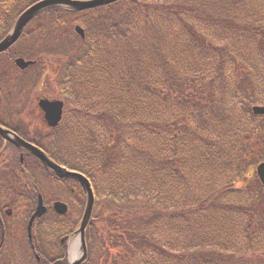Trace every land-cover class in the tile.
Segmentation results:
<instances>
[{
	"label": "trees",
	"instance_id": "16d2710c",
	"mask_svg": "<svg viewBox=\"0 0 264 264\" xmlns=\"http://www.w3.org/2000/svg\"><path fill=\"white\" fill-rule=\"evenodd\" d=\"M34 1L0 0V40ZM76 22L85 39L51 43ZM31 23L22 54L67 56L58 81L72 104L41 144L102 200L84 264H264V116L252 112L264 103V0H120L49 8ZM34 69L38 80L39 61ZM39 169L7 172L15 189L3 174L1 191L25 193L33 210ZM50 218L40 225L55 227L62 253L50 257L38 229L30 263L69 264L60 239L76 226ZM11 253L0 223V264Z\"/></svg>",
	"mask_w": 264,
	"mask_h": 264
},
{
	"label": "flooded vegetation",
	"instance_id": "af4514ba",
	"mask_svg": "<svg viewBox=\"0 0 264 264\" xmlns=\"http://www.w3.org/2000/svg\"><path fill=\"white\" fill-rule=\"evenodd\" d=\"M30 26L31 25L29 24L26 34L29 31ZM19 45L23 47L21 38L9 49L7 48L5 51L0 53V127H2L7 132L8 130H10L18 134L23 139L31 142L35 146L40 147L49 154L48 150L41 143L44 139L45 140L47 139L46 135H48V132L51 130V128L47 123L45 112L40 106L39 102L41 99H57L58 97H60L59 86H56L55 88L57 98H51L48 93L49 91H46L47 76L54 75L57 72V69L55 67H52L50 69L51 71L48 70L47 74L43 76L42 83L36 87V92L39 98L36 106H29V107L22 106L21 108H19L18 113L13 112L14 110L13 107L11 106L12 104L10 103L11 98H8V90L10 89V87H12V82H11L12 77L9 76L11 68H9L8 66H12V64L14 63L15 59L11 58V56L13 54V50L14 53L17 54ZM31 66L32 65H30L29 67H27L22 71L18 70L20 76L17 77V81H16L17 86H15V89L18 90V92H16L15 95L20 96V98L21 95H23L22 87H23V80L25 79L22 76L28 72ZM35 73H37L36 69H35ZM25 80L28 81L27 79ZM32 118L33 121L29 122ZM12 151H15V154L13 153L11 154ZM50 156L61 166H64L69 170H75L72 166H69L66 163L59 162L52 155ZM0 158H1L0 184H2V177H3L2 175L6 174L7 172L11 175L12 173L15 174L16 176L18 175V177L21 175L32 176V175H36V172H32L33 169L39 166L40 168L39 170L41 171L42 175H44L47 179L52 180V182L56 186L57 195L52 193L47 198H44V202L46 203L47 206V214L53 216V219L51 221L53 222L55 220L58 221L59 217H65L64 219L66 221L67 226L70 225L72 227H75L80 224L88 200L87 190L84 184L80 180L70 177L60 178L55 173L50 171L49 168L46 167L42 162H40L36 156H34L33 154L27 151H24L23 149L16 147L13 143H11L8 140V138L6 137L4 138L3 135L1 134H0ZM11 158H20L22 163L20 170H25L28 168L30 172H28L27 170L26 172L21 173V171L18 168H14L13 165H10ZM8 173L6 174L7 181H8ZM87 177L89 178L93 186L94 194L96 197L95 206L98 208L102 200L99 202L98 193L95 190L92 180L90 179L89 176ZM9 183L12 184L11 177H9ZM1 190L2 187L0 186V223L2 224V226H7L8 223L10 222L9 220L10 216L13 217L14 211H17L18 208L20 207L18 205V202L20 200L27 198L28 202L26 203V205H31L32 207L33 205L30 202V199L26 197L25 193H19L18 195L14 196L12 190L9 189L8 186L6 189H3L4 193H2ZM39 194H38V198H39ZM56 201H62L63 203H65L68 207V211L64 214L58 213L54 208V203ZM36 206L37 205L34 206L33 211H35ZM54 224H58V223H54ZM67 235L68 234L63 235L61 239ZM67 247L68 246H66V248ZM64 250H65V246H64Z\"/></svg>",
	"mask_w": 264,
	"mask_h": 264
},
{
	"label": "water",
	"instance_id": "95a60500",
	"mask_svg": "<svg viewBox=\"0 0 264 264\" xmlns=\"http://www.w3.org/2000/svg\"><path fill=\"white\" fill-rule=\"evenodd\" d=\"M114 1H117V0H39L35 2L34 4H32L31 6H29L19 16L13 29L8 33L7 36L4 37L3 40L0 41V52L4 51L8 47H10L13 43H15L18 40V38L21 36L24 28L29 23V21L35 15H37L39 12H41L44 9H47L49 7H54V6H64V7L72 8L75 10H84V9L96 7L99 5L112 3ZM76 30L81 36L85 35L84 29L81 26H77ZM32 63H34L32 62V60H26L22 57H19L16 59V64L21 69L27 68ZM39 103H40V106L43 108V110L46 112L45 117L49 125L56 126L62 118L64 102L62 100L50 101L49 99H41ZM253 111L256 114H264V106L256 105L253 107ZM0 134L8 138L10 142L17 145L18 147L25 148L31 151L32 153H34L42 161H44V163L48 167H50L56 174L62 177L77 178L84 184L87 190V193H88L87 207H86L81 225L75 232V234H78V237L75 241V246L73 250L68 251L70 264H81L87 258V254H88L86 240H85V232H86L88 223L90 221V218L92 216L94 200H95L94 191L92 189L89 179L85 177L82 173L69 171L65 169L64 167L58 165L44 151L32 145L31 143L27 142L23 138L19 137L16 133L11 132L9 130L7 132L2 127H0ZM257 170H258V175L261 181L264 183V162L258 165ZM55 208L61 214L66 213L68 210L67 205L62 202H56ZM45 211H46V207L43 205L42 197H40V202L37 207V210L29 222L30 232L32 230V225H33L34 220L37 217L42 216L45 213ZM64 240L65 239H63V241ZM80 245L83 246L82 250L79 249Z\"/></svg>",
	"mask_w": 264,
	"mask_h": 264
},
{
	"label": "rangeland",
	"instance_id": "374dc122",
	"mask_svg": "<svg viewBox=\"0 0 264 264\" xmlns=\"http://www.w3.org/2000/svg\"><path fill=\"white\" fill-rule=\"evenodd\" d=\"M35 27L36 26L33 25L32 28H30V30L32 29V31H33L35 29ZM53 29L54 28H49L48 30L52 31ZM44 31H45L44 32L45 36L50 37V39L52 36H54L53 41L51 40V43H55V39H56V41H58L60 43H63L64 40L70 42L68 37H70L72 39L75 37L73 27L71 29H69V28L67 29L66 26H62V29L56 28L54 33H53L54 35H52V36L50 33H48L47 28ZM37 36H38L39 40L43 39L45 37L44 35H42V34L39 35L38 33H37ZM19 47L20 46H18V48ZM20 52H22V50H20ZM23 56L26 58H29L30 54L29 53L23 54ZM66 59H67V56L47 55L46 58H44V60L42 61L41 65H40V67L42 69V75L39 77L38 80H35V78H34L36 76L35 69L30 68L28 70V72L22 76L23 78L27 79L28 81H26L25 79L23 80V87H22L23 88V95H21V98H20V96L15 95V93L18 92V90L15 89V86H17L16 85L17 77L20 76V74L18 73L19 71H18V69H15L13 67V65L8 66L9 68H11L9 76L12 77L11 78L12 87H10V89L8 90V98H11L10 103L12 104L11 106L13 107V110H14L13 112L18 113L19 108H21L22 106H26V107L27 106L28 107L29 106H36L38 103V100H39L38 94L36 92V87L42 83L43 76H45L47 74V71L50 70L51 67H55L58 70L61 67V65L64 63V61H66ZM59 75L60 74L56 73L54 75L47 76V79H46L47 89H46V91H49L48 93H49L51 98H57L55 88L57 86L56 84H57V79H58ZM19 84H20V82H19ZM71 106H72V104L68 101V104L66 107L70 108ZM68 118H69V114H68V116L66 115V118L64 119L63 123H65ZM32 121H33V118L29 122H32ZM263 148H264V146H263ZM12 153L15 154V151H12L11 154ZM0 163H1V161H0ZM237 185L241 186V183H238ZM44 188L48 194L51 191H54V194L57 195L56 194V186L52 182H50V180H47L45 182ZM15 212L16 211H14V215H15ZM17 214H18V218H19L17 220V222H16L17 216H13V217L10 216L12 218V220L9 219L10 224L11 223L13 224V227H12L13 231H10V233L13 234V237L11 236L12 240H11L10 245H11V248L15 247L19 254L29 253L31 251V248H30V243L27 239L26 232H25V230H26L25 224L27 222L26 209L20 208L18 210ZM25 220H26V222H25ZM38 229L40 231L44 230V228L42 226H38ZM50 233L51 234L45 233L44 238H43L44 242L51 247V248L48 247V250L50 251L48 254L50 257H55L58 255H61L62 252L60 251V249H58L57 247L55 248V246H56L55 243H57L58 237L56 234H53L51 231H50ZM7 246H8V243H7ZM11 254H13V251ZM16 255H18V254H16ZM7 261H8V259H7ZM94 262H99V264H102V259L99 256L94 257ZM23 264H30V263H29V261H27V262H24Z\"/></svg>",
	"mask_w": 264,
	"mask_h": 264
}]
</instances>
